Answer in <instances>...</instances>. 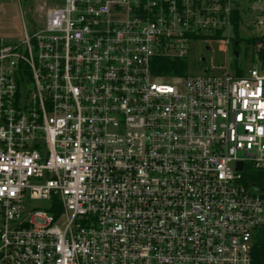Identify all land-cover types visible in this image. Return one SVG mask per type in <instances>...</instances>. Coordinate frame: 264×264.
<instances>
[{
	"label": "built area",
	"instance_id": "built-area-1",
	"mask_svg": "<svg viewBox=\"0 0 264 264\" xmlns=\"http://www.w3.org/2000/svg\"><path fill=\"white\" fill-rule=\"evenodd\" d=\"M241 4L263 27L264 0H53L0 44V264H252L258 54L242 75L202 57V74L155 76L198 44L232 54Z\"/></svg>",
	"mask_w": 264,
	"mask_h": 264
},
{
	"label": "rangeland",
	"instance_id": "rangeland-1",
	"mask_svg": "<svg viewBox=\"0 0 264 264\" xmlns=\"http://www.w3.org/2000/svg\"><path fill=\"white\" fill-rule=\"evenodd\" d=\"M53 0H0V44H14L23 41L25 38V28L30 31L38 26L44 25L47 9ZM242 24L239 33L242 38L264 37V26L254 24L255 15L246 13L247 5L241 4ZM204 44L193 47L188 60L189 71L192 74H202L204 64L200 62L202 57L207 60V67L215 68L230 61L235 62V58L224 43H210L211 51L205 49ZM241 62L244 60L245 46L242 45ZM253 63L243 62V65L252 67ZM247 168V172H248ZM38 205H42L39 203Z\"/></svg>",
	"mask_w": 264,
	"mask_h": 264
},
{
	"label": "trees",
	"instance_id": "trees-1",
	"mask_svg": "<svg viewBox=\"0 0 264 264\" xmlns=\"http://www.w3.org/2000/svg\"><path fill=\"white\" fill-rule=\"evenodd\" d=\"M242 23V11H240L239 7H237L232 15L233 38L231 42V50L234 58L235 56L233 52L238 51L239 58H235V62L232 65L239 69L243 66V62H255V54H258L259 60L264 66V37H253L249 39L242 38L239 33ZM218 37H220V35ZM260 44H262V48L259 49L258 46ZM242 45L245 46V56L244 60L241 62ZM155 64L157 67L155 76L163 80H167L169 78H182L185 76L188 69V61L185 59H159L155 62ZM241 69L242 68L239 69V75L244 73ZM245 180L251 182L259 189L264 200V173L258 170H249L245 173ZM252 264H264V226L258 230L255 237L252 252Z\"/></svg>",
	"mask_w": 264,
	"mask_h": 264
},
{
	"label": "water",
	"instance_id": "water-1",
	"mask_svg": "<svg viewBox=\"0 0 264 264\" xmlns=\"http://www.w3.org/2000/svg\"><path fill=\"white\" fill-rule=\"evenodd\" d=\"M207 49H208V48H207ZM233 54H234V56H235L236 59L239 58V53H238V51H234ZM201 61H202V62H205L204 59H202ZM238 170H240V171L243 170V164H242V163L238 164Z\"/></svg>",
	"mask_w": 264,
	"mask_h": 264
},
{
	"label": "snow or ice",
	"instance_id": "snow-or-ice-1",
	"mask_svg": "<svg viewBox=\"0 0 264 264\" xmlns=\"http://www.w3.org/2000/svg\"><path fill=\"white\" fill-rule=\"evenodd\" d=\"M243 94V93H242Z\"/></svg>",
	"mask_w": 264,
	"mask_h": 264
}]
</instances>
